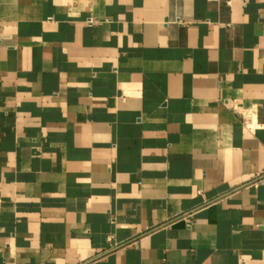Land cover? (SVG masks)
<instances>
[{
	"label": "crops",
	"instance_id": "obj_1",
	"mask_svg": "<svg viewBox=\"0 0 264 264\" xmlns=\"http://www.w3.org/2000/svg\"><path fill=\"white\" fill-rule=\"evenodd\" d=\"M0 264H264V0H0Z\"/></svg>",
	"mask_w": 264,
	"mask_h": 264
},
{
	"label": "built area",
	"instance_id": "obj_2",
	"mask_svg": "<svg viewBox=\"0 0 264 264\" xmlns=\"http://www.w3.org/2000/svg\"><path fill=\"white\" fill-rule=\"evenodd\" d=\"M225 1L227 4H232L235 0H223ZM240 1H243L244 3L247 2V0H240Z\"/></svg>",
	"mask_w": 264,
	"mask_h": 264
}]
</instances>
